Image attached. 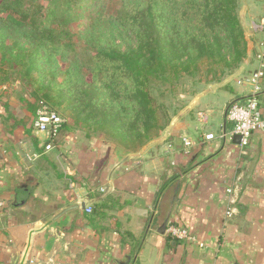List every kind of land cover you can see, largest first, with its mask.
Returning <instances> with one entry per match:
<instances>
[{
    "label": "crops",
    "instance_id": "crops-1",
    "mask_svg": "<svg viewBox=\"0 0 264 264\" xmlns=\"http://www.w3.org/2000/svg\"><path fill=\"white\" fill-rule=\"evenodd\" d=\"M239 18L248 45L241 66L137 152L68 125L46 151L34 117L8 123L0 109V264H264V132L244 152L235 136L222 137L234 131L229 106L250 96L264 0H240ZM260 100L264 113V89ZM183 137L195 142L188 153ZM168 142L174 157L164 154ZM171 224L195 241L171 236Z\"/></svg>",
    "mask_w": 264,
    "mask_h": 264
},
{
    "label": "trees",
    "instance_id": "trees-1",
    "mask_svg": "<svg viewBox=\"0 0 264 264\" xmlns=\"http://www.w3.org/2000/svg\"><path fill=\"white\" fill-rule=\"evenodd\" d=\"M32 1L0 0V86L10 82L6 61L24 78L43 73L45 65L55 71L60 61H68L58 72L66 83L60 93L73 99L69 107L75 122L65 119L64 125L83 127L88 136H101L130 152L145 147L173 120L155 98L157 83L174 80L175 85L195 76L201 62L220 72L215 78L220 82L247 57L239 0H120L110 15L103 10L107 0H89L100 1L89 7L82 5L85 0H55L54 6L36 9L27 6ZM73 24L93 49L88 78L67 42ZM125 38L130 44L123 50L118 39ZM39 86L37 102L59 113L49 92L40 94L50 85ZM27 108L35 117L37 103Z\"/></svg>",
    "mask_w": 264,
    "mask_h": 264
},
{
    "label": "rangeland",
    "instance_id": "rangeland-1",
    "mask_svg": "<svg viewBox=\"0 0 264 264\" xmlns=\"http://www.w3.org/2000/svg\"><path fill=\"white\" fill-rule=\"evenodd\" d=\"M98 2L100 1L90 3L89 0H85L82 5H86L88 7L90 5L95 6V4H97ZM56 3L55 0H34L31 3L27 4V6L32 4L31 7H34L35 9L39 6L48 8L50 5L54 6V4ZM79 6H81V4H79ZM93 6L90 7V11H94ZM103 8L104 14L110 15L115 10H118L120 8V0H107V2L104 3ZM69 32L71 34V37L67 39V42H69V44L73 48L71 51V56L73 54H76L78 56L79 62L83 68V72L87 77L89 74L86 68L89 66V60L93 49L85 40V38L81 37L82 35L78 33L76 24H73L71 26ZM118 42L121 44L123 50L126 49L128 44H130L127 38L118 39ZM67 62L60 61L58 64L59 66L55 71L45 65V71H43V73L39 75L37 73H34L33 76L29 78L22 77L23 75L19 73V69L17 67L11 69L10 61L5 62L3 68L4 70L10 72L8 74L10 82L5 84L4 86H0V109L6 114L8 123L11 122H9V120L11 119L17 120L19 118L24 119L28 123L30 122L32 116L28 111L27 106L28 103L36 102L38 104L37 101L40 99H37L36 95L38 94V89L40 88L39 83H43L46 86L49 84L50 88L41 91L40 94L42 95V93L49 92L53 102L51 104L59 111V113L67 120V122L74 124V113L73 110L69 107L70 104H72L73 99L70 98V94H68V92L66 91H64L63 97L60 93L61 90L66 89V83H63L65 77L61 73L58 74V72L59 70H63L66 68L65 66L67 65ZM199 65L200 69L195 74V76L183 77L182 79L176 81L175 85L174 80H172V84L159 82L154 87L155 98L160 104L164 105L166 113L169 116H172V121H174V112L178 110L179 112L184 110V108L192 100V98H194L197 94H200L203 89L206 88V86L210 83H218L215 78L219 77L220 72H217V74L211 72V69L213 70V68L208 64V62H201ZM13 71L14 73H12ZM225 77H223V79ZM35 79H37V82H34ZM60 84L62 86L58 87ZM88 95L89 94L87 92V96ZM61 101H63V104L60 106L58 104ZM82 130L84 131L83 127Z\"/></svg>",
    "mask_w": 264,
    "mask_h": 264
},
{
    "label": "built area",
    "instance_id": "built-area-1",
    "mask_svg": "<svg viewBox=\"0 0 264 264\" xmlns=\"http://www.w3.org/2000/svg\"><path fill=\"white\" fill-rule=\"evenodd\" d=\"M254 34L259 35L260 39L257 41L258 48L255 54L256 69L250 76L245 79V82L250 86L251 92L250 96L242 102L232 103L227 111L228 120L234 124V131L231 135H223L225 139L232 140L234 136L240 137L239 148L242 152L249 147L251 139L254 134L258 132H264V113L261 108V94L264 89V19L261 22L256 23L253 27ZM242 84V82H239ZM65 118L60 115L54 108L44 101H39L37 104L36 114L33 120V127L35 131L39 134L46 136L48 141L45 146L46 151L53 149L52 143L58 138L65 124ZM215 136L209 134L206 136V140H214ZM181 145L185 153H188L191 148L195 146V142L189 137H183L181 139ZM174 143L168 142L165 147V155L173 156L175 154ZM28 159H37L39 155L37 153L32 154V156L26 155ZM174 165V160L172 162ZM229 195L234 193V189L230 188L227 190ZM4 206V202L0 201V208ZM92 210L89 209L90 213ZM234 209H229L226 211V217L228 219L234 216ZM167 232L178 239L189 238L195 241L194 238L189 237L188 231L182 227L175 226L173 224L169 225ZM203 246V245H201Z\"/></svg>",
    "mask_w": 264,
    "mask_h": 264
},
{
    "label": "water",
    "instance_id": "water-1",
    "mask_svg": "<svg viewBox=\"0 0 264 264\" xmlns=\"http://www.w3.org/2000/svg\"><path fill=\"white\" fill-rule=\"evenodd\" d=\"M0 95H1V89H0ZM235 140H237L240 143V137L239 136H235L234 137ZM258 158H255L254 160H252L246 167L245 171L242 173V175L240 176V183L237 187V191L242 192L244 190V188L246 187V185L248 184L254 169L256 167Z\"/></svg>",
    "mask_w": 264,
    "mask_h": 264
}]
</instances>
